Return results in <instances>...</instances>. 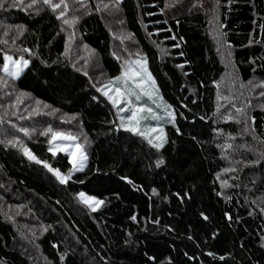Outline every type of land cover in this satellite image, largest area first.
Returning <instances> with one entry per match:
<instances>
[{
    "label": "trees",
    "instance_id": "trees-1",
    "mask_svg": "<svg viewBox=\"0 0 264 264\" xmlns=\"http://www.w3.org/2000/svg\"><path fill=\"white\" fill-rule=\"evenodd\" d=\"M12 2L0 8V197L37 207L45 229L29 238L0 211V264H34V253L48 264H264V155L235 170V185L221 180L231 151L254 140L264 151V0H66L71 28L40 0ZM5 55L29 61L19 78L5 76ZM138 56L176 116L161 148L120 127L83 66L96 58L111 80ZM49 127L78 131L87 155L64 183L23 151L69 175ZM80 193L104 203L93 211Z\"/></svg>",
    "mask_w": 264,
    "mask_h": 264
},
{
    "label": "rangeland",
    "instance_id": "rangeland-1",
    "mask_svg": "<svg viewBox=\"0 0 264 264\" xmlns=\"http://www.w3.org/2000/svg\"><path fill=\"white\" fill-rule=\"evenodd\" d=\"M119 1H123V0H119ZM69 18L72 19L73 17H69ZM19 27H20V25L15 26L14 30L17 31V29ZM9 29H12L11 25L9 26ZM117 47H118V44H117ZM222 50H223V47H222ZM229 57L226 58L225 61L228 63L229 68H231L232 65H231ZM92 60H93V57H91L90 62H87V64H84L83 66L86 68H89V69L94 68V74L95 75L92 76V78L96 82V84H101L99 86V88H101L102 91H100V92L103 93L104 91H108L109 95H113L114 94L112 91L113 87H121L123 90L122 83H118L114 86H110L109 88H105L104 86L107 84V82L109 80L104 79V76L101 74V72H99V65H97L98 64L97 59L95 58L93 61ZM145 60L146 59L144 56H138L136 58H132V60L129 59L127 61L125 59V61H122L123 71L119 76H121L126 70L129 71L130 73L137 71L140 68V64L136 63V61H140L141 63H143ZM146 66H147L148 72L151 73L149 70L148 64H147V60H146ZM26 69L27 68H25L24 70H26ZM231 72H232V68H231ZM151 78H152L151 80H148L147 76L145 75L144 79H145L146 83L144 84V88L146 91H148L151 94L152 98L149 99L148 96L141 94V99L139 101H136L135 97H131L130 99H132L133 105L135 107H151L153 112L158 117H160V119H158V120H153L151 118H149L148 120H142L141 124H140V131L145 132V135H140V136L145 138L148 141V143H149V140H152V143H151L152 145H161V146L157 147V148H161V147H163V145L166 141V131L164 130L165 124L166 123L175 124L176 116H175V113L171 107H167V108L165 107V105H167V106H169V105L161 97L152 74H151ZM114 79L115 78H113L111 80H114ZM152 81H154V84L152 83ZM137 82H139V77H137ZM128 84L130 87H134V85L132 84L131 81H129ZM261 84H264V81L258 85H261ZM137 91L139 92V89H137ZM262 93H264V89L262 90ZM222 96H223V94H222ZM261 96H264V95H261ZM105 97L113 105V103L109 100L108 96H105ZM153 100H155L156 102L153 103L152 102ZM256 103L261 105V107H264V101L263 100H258V101H256ZM114 107H115L116 115L119 119L120 127L122 129H126V130H127V128L132 127L133 126L132 123L128 120V117L131 116V110L120 111L119 110L120 108L125 107L124 103H121V104L114 106ZM169 113H172L173 115L169 116ZM235 114H233V113L230 114L229 119L235 120L236 127H239L240 132H241V130L247 125L246 124L247 121H246L245 116L243 114H241V112L238 116ZM142 115H147V113H143ZM152 129H155V131H151ZM131 132H133V131H131ZM76 133H78V131L73 132L72 135L77 137L78 134H76ZM133 133H135V132H133ZM77 140L76 141H69V140L57 139V140L52 142L51 147H53V145L70 146L69 151L66 152V151H58L57 150L56 154L60 153V152L63 154H67V155H69V152L74 153V155H69L70 161L76 160L77 161V167H79V165L81 163L80 159H79V151L77 149H75L74 147H71V145L79 144ZM253 143L257 144V147H253V149L251 151H247V153L242 154L240 151L237 152L235 150V153L233 151H231V155H230L229 159L232 161V163H234L232 168H231L232 172L227 171L226 175L224 177H222V179H221L223 183H226L225 184L226 187L227 186L230 187L233 184L235 185L238 182L237 181L238 177L235 175V170H238L239 166L248 165L249 163H252V162H256V163L260 162L259 159H260V157H262L264 155V151L259 147L257 141L254 140ZM82 163H83V170H84L86 165H87V161H83ZM74 171H76V170H74ZM243 187L246 190H248V188H249L248 185L244 184V183H243ZM80 194H79V199L82 202H84L81 199ZM83 194L85 197H92V196H89L85 193H83ZM97 200H99V199H97ZM85 204H87V203H85ZM87 205L92 209V206H90L89 204H87ZM101 206L102 205H100L96 210H98ZM36 209H37V207L32 206L29 210H26L23 206L9 204L2 197H0V211H2V212L6 211V212L10 213L11 216H13V218L19 219L18 220L19 223L23 226V230H24L23 232H25L29 238H34V239L36 237L40 236V234H42L44 232V229H45L44 224H42V222H40V220H42V218L40 219V216L37 215ZM23 243L21 244V246L25 247V243L24 244ZM31 258L34 260L33 261L34 264H48L47 262L43 261L42 259H39V256L35 253L31 254Z\"/></svg>",
    "mask_w": 264,
    "mask_h": 264
},
{
    "label": "snow or ice",
    "instance_id": "snow-or-ice-1",
    "mask_svg": "<svg viewBox=\"0 0 264 264\" xmlns=\"http://www.w3.org/2000/svg\"><path fill=\"white\" fill-rule=\"evenodd\" d=\"M7 0H0V8L4 7V3H6ZM38 0H31L30 3L27 5H24L26 8H32L34 5H36ZM44 5L49 6V8L56 12L58 9L59 14L57 15V19H62L63 24L69 26L70 28L78 22L77 17H73L72 19L66 18V13L68 11V4L66 3V0H59V2H53V0H40ZM77 3H80L81 6H83V0H76ZM119 0H117V3ZM24 0H13L11 6L12 7H20L23 5ZM105 8L108 7L107 4L104 5ZM99 10V9H98ZM261 29L264 30V25H260ZM62 31L64 29H61ZM175 37H173L174 39ZM24 52H28V49H23ZM67 54V49L66 53ZM4 64H3V72L6 77H11L13 79L19 78V76L23 73L24 69L27 68L29 61L26 60L23 56H21L19 59H13L12 56L5 55L4 56ZM136 63L140 64V68L135 72H129L125 71L121 76L116 77L114 80H109L107 84L104 86L105 88H109L110 86H114L118 83H122V87H113V95H109L108 91H104L103 94L105 96H108L109 100L113 103L114 106H117L121 103L125 104L124 108H120V111L125 110H131V116L128 117V120L132 123V127L127 128L129 131H133L139 135H145V132L140 131V124L142 120H148L149 118L153 120H158L160 117H158L152 110L151 107H135L133 105L131 97H135L136 101H139L141 99V94L148 96L149 99H151V94L145 90L144 84L146 83L144 77L147 76L148 80H151V73L148 72L147 66H146V60L141 63L140 61H136ZM182 67V66H181ZM87 75V73H85ZM137 77H139V82H137ZM131 81L134 87H130L128 82ZM154 84V81H152ZM0 84H3L7 86V81L3 78H0ZM259 87H264V84L259 85ZM139 89V92L137 91ZM97 91H102V89L98 88ZM23 95V94H22ZM261 95H264V93H261ZM219 98V97H218ZM153 103L156 101L153 100ZM37 105H39L41 102L36 101ZM159 106V105H158ZM44 107H48L47 105H44ZM165 107H170L165 105ZM237 112H242V109H236ZM143 113H147V115H142ZM172 113H169V116H172ZM123 119V118H122ZM0 123H3L2 120H0ZM123 126V125H122ZM18 131L23 132L26 136H28L29 129L28 128H19ZM151 131H155V129H152ZM42 135H49L51 134V140H49V144H52L53 141L60 139V140H69V141H76L77 137L72 135L71 133H64V132H58L53 131L52 128H48L46 131L41 133ZM147 138V137H146ZM2 142V141H0ZM9 144L12 146H16V142L13 140L8 141ZM149 143H152V140H149ZM155 147H159L161 145H153ZM70 146H61V145H53V147L49 148V151L52 153L53 156L56 155V151H69ZM71 147H74L79 151V159H80V165L77 167V161L72 160L71 163L73 164V169L69 170V175L65 176L62 175L59 171V169H54L50 164L47 163V161H41L37 159L26 147L23 149L25 155L28 156L29 159L35 160L36 163H42L45 168H47L50 172H53L54 175L57 176L58 179H60L61 183L66 182V180L70 179L71 172L73 170L76 171H82L83 170V161H86L87 156L83 151V147L80 144H74L71 145ZM230 147V145H229ZM69 155H74V153L69 152ZM160 163H163L161 161ZM81 199L92 206V210L95 211L100 205L104 203L103 200H97L94 197H85L83 193L80 194ZM133 220H135V217H133ZM63 259V257L61 258Z\"/></svg>",
    "mask_w": 264,
    "mask_h": 264
}]
</instances>
